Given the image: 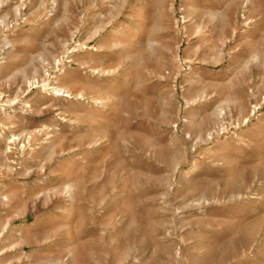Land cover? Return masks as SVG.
Listing matches in <instances>:
<instances>
[{
  "label": "rangeland",
  "instance_id": "obj_1",
  "mask_svg": "<svg viewBox=\"0 0 264 264\" xmlns=\"http://www.w3.org/2000/svg\"><path fill=\"white\" fill-rule=\"evenodd\" d=\"M0 264H264V0H0Z\"/></svg>",
  "mask_w": 264,
  "mask_h": 264
},
{
  "label": "bare ground",
  "instance_id": "obj_2",
  "mask_svg": "<svg viewBox=\"0 0 264 264\" xmlns=\"http://www.w3.org/2000/svg\"><path fill=\"white\" fill-rule=\"evenodd\" d=\"M55 92H56V93H57V92H60V90H57V91H55ZM59 94H60V93H59Z\"/></svg>",
  "mask_w": 264,
  "mask_h": 264
}]
</instances>
